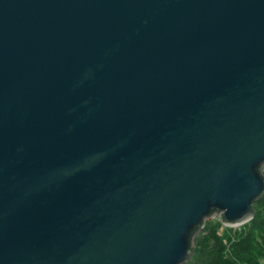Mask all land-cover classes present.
Segmentation results:
<instances>
[{
    "label": "water",
    "instance_id": "water-1",
    "mask_svg": "<svg viewBox=\"0 0 264 264\" xmlns=\"http://www.w3.org/2000/svg\"><path fill=\"white\" fill-rule=\"evenodd\" d=\"M262 165L264 0H0V264H181Z\"/></svg>",
    "mask_w": 264,
    "mask_h": 264
},
{
    "label": "trees",
    "instance_id": "trees-1",
    "mask_svg": "<svg viewBox=\"0 0 264 264\" xmlns=\"http://www.w3.org/2000/svg\"><path fill=\"white\" fill-rule=\"evenodd\" d=\"M252 202L254 218L241 231H235L232 240L231 236L225 238L218 233H209L212 240L209 236H198L199 249L193 248L192 255L183 264H264L261 261L264 257V191L260 192L258 200ZM195 234L190 235L192 243Z\"/></svg>",
    "mask_w": 264,
    "mask_h": 264
},
{
    "label": "rangeland",
    "instance_id": "rangeland-1",
    "mask_svg": "<svg viewBox=\"0 0 264 264\" xmlns=\"http://www.w3.org/2000/svg\"><path fill=\"white\" fill-rule=\"evenodd\" d=\"M261 171L264 175V165H262ZM204 222L205 223H203L202 228H200L201 230L196 232V234H195V238H194L193 243H192V250L195 247H196V249H199V246L197 245V242H196V240H197L196 237L204 235V236H209L208 238L212 240L209 233H214V234L218 233L219 235L222 234V235H225V238L228 236L229 237L231 236V240H232V238L234 236V232L235 231H237V232L241 231L243 229V227L246 224H248L249 220L247 222H244L243 224H241L239 226L235 225V226L226 227V226H224L223 222L221 221V219L219 217V213L215 212V214L206 217ZM220 236H219V238H220ZM199 239L201 240V238H199ZM200 240H199V242H200ZM213 242L214 241H212V243ZM261 261L262 262L264 261V257H261ZM183 263H181V264H183Z\"/></svg>",
    "mask_w": 264,
    "mask_h": 264
}]
</instances>
